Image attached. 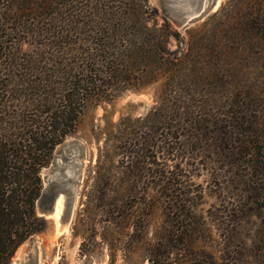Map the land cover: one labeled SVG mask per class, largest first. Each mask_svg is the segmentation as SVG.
Instances as JSON below:
<instances>
[{"label": "rangeland", "instance_id": "374dc122", "mask_svg": "<svg viewBox=\"0 0 264 264\" xmlns=\"http://www.w3.org/2000/svg\"><path fill=\"white\" fill-rule=\"evenodd\" d=\"M30 1L39 2L41 19L53 20L54 5ZM254 1L223 0L183 30L168 20L180 33L172 49L181 41L184 52L200 56V82L91 100L43 168L67 141L80 145L79 180L61 232L54 215L41 217L43 230L9 264H264V170L237 156L216 161L209 128L180 116L175 102L205 105L221 127L231 125L234 111L248 120L264 110V36L245 25ZM1 13L0 4V21ZM28 94L10 95L23 101ZM60 198L64 209L67 197Z\"/></svg>", "mask_w": 264, "mask_h": 264}, {"label": "trees", "instance_id": "16d2710c", "mask_svg": "<svg viewBox=\"0 0 264 264\" xmlns=\"http://www.w3.org/2000/svg\"><path fill=\"white\" fill-rule=\"evenodd\" d=\"M29 2L0 0V264H9L16 249L43 230L36 213L40 171L91 100L109 101L155 83L169 89L189 79L194 84L203 72L196 51L184 52L181 41L172 49L180 33L149 0H44L46 9L56 7L53 20L41 19L39 2ZM253 5L245 25L264 36V0ZM26 93L31 99L13 98ZM175 102L180 116L209 128L216 161L237 156L264 170L257 160L264 155V110L251 120L234 111L231 125L221 127L205 105Z\"/></svg>", "mask_w": 264, "mask_h": 264}, {"label": "water", "instance_id": "95a60500", "mask_svg": "<svg viewBox=\"0 0 264 264\" xmlns=\"http://www.w3.org/2000/svg\"><path fill=\"white\" fill-rule=\"evenodd\" d=\"M151 4L161 11L162 16L171 21L178 30H183L205 13L216 10L223 0H150ZM80 145L67 141L55 152V158L43 169V185L36 201L39 217H49L54 213L55 202L60 195L66 196L63 214L69 211L71 196L79 180L81 154Z\"/></svg>", "mask_w": 264, "mask_h": 264}, {"label": "bare ground", "instance_id": "6f19581e", "mask_svg": "<svg viewBox=\"0 0 264 264\" xmlns=\"http://www.w3.org/2000/svg\"><path fill=\"white\" fill-rule=\"evenodd\" d=\"M60 196L58 197V199L55 202L54 213H53V215H54L53 218L55 220L54 222L56 224L55 226L57 228L58 233L61 232V228H62V226H61V220H62V215H63V211H64V209H62L63 208L62 207V203L64 201H62V198H60ZM53 215H51V216H53Z\"/></svg>", "mask_w": 264, "mask_h": 264}]
</instances>
